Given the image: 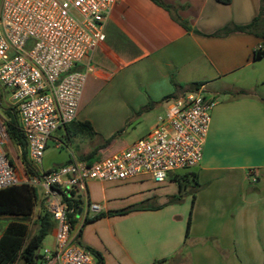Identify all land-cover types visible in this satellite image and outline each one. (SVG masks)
Instances as JSON below:
<instances>
[{
  "label": "crops",
  "instance_id": "0c3cea01",
  "mask_svg": "<svg viewBox=\"0 0 264 264\" xmlns=\"http://www.w3.org/2000/svg\"><path fill=\"white\" fill-rule=\"evenodd\" d=\"M261 9L262 0H123L113 7L85 88L123 79L130 96L145 93L165 113L168 98L199 84L216 104L194 169L201 186L194 202L189 195L170 203L179 192L174 174L163 183L142 176L88 184L74 234L104 264H264V57L254 58L264 44V15L250 31L236 29L254 24ZM80 113L76 122L89 121ZM79 134L74 124L53 134L46 152L69 151L57 167L79 159L71 151ZM51 235L50 247L55 229Z\"/></svg>",
  "mask_w": 264,
  "mask_h": 264
},
{
  "label": "built area",
  "instance_id": "2783aa9c",
  "mask_svg": "<svg viewBox=\"0 0 264 264\" xmlns=\"http://www.w3.org/2000/svg\"><path fill=\"white\" fill-rule=\"evenodd\" d=\"M123 0H3L0 11V84L19 114L30 176L10 161L9 136L0 119V190L23 184L40 188L38 199L55 221L53 246L37 264H96L77 243L64 196L87 197L92 181L126 182L148 176L156 183L199 166L215 100L201 88L166 101L164 116L148 135L96 162L72 159L45 171L48 143L77 120L92 58L105 39L113 7ZM263 48L260 45L258 49ZM94 211L99 205L88 204Z\"/></svg>",
  "mask_w": 264,
  "mask_h": 264
},
{
  "label": "trees",
  "instance_id": "16d2710c",
  "mask_svg": "<svg viewBox=\"0 0 264 264\" xmlns=\"http://www.w3.org/2000/svg\"><path fill=\"white\" fill-rule=\"evenodd\" d=\"M217 1L223 4H229L232 0ZM261 15H264V0H262L261 14L258 18H256L254 24L236 29L240 31H250V29L253 28L255 23L259 20ZM228 31L229 30H227L226 32ZM262 57H264V44L263 48L256 50L254 55V58L256 60ZM172 82L174 85H176L174 80H172ZM198 87L199 84L194 85V88L197 89ZM241 93L244 94L245 92ZM0 109L3 110L2 112H0V114L5 120L6 129L10 141L21 148V162L26 172L30 176L38 175V171L35 169L31 161L29 160L27 142L25 134L21 128L18 111L14 106L9 108L0 107ZM72 124L75 125L76 134L87 133L90 136L98 135L90 121H75ZM111 142L112 139L107 140L104 148L110 146ZM95 155L96 152H92L91 154L82 157L80 160L88 162L90 160L95 159ZM10 161L12 164L14 163L11 157ZM194 169L195 168L174 173V180L178 184L179 192L178 195L170 197V203H181L184 198L189 195H192L193 202L195 201V193L201 186L197 180V174L194 172ZM64 200L69 204V207L72 211L69 214V219L73 231H75V227L79 221V214L84 208L83 206L85 204V199L82 195L72 194L71 198L64 196ZM38 202L39 199L37 190L35 187L29 184L17 185L0 190V218L11 217L15 219L7 224L4 233L0 236V264H16L20 260H22L25 264L38 263L39 251L41 250L46 238L50 234H52L53 230L56 227L52 215L48 212V210L42 203V208L37 220V231L32 236H30L29 227L26 223V220L32 217ZM131 210L134 209H128L118 212H109L106 214L98 213L92 218H86L84 223H90L106 216L126 214ZM190 223L191 221H189L188 224V231L190 229ZM76 235L77 243L93 254V256L95 257L96 264H104L103 256L99 252L85 247L81 243V232L79 231Z\"/></svg>",
  "mask_w": 264,
  "mask_h": 264
},
{
  "label": "rangeland",
  "instance_id": "374dc122",
  "mask_svg": "<svg viewBox=\"0 0 264 264\" xmlns=\"http://www.w3.org/2000/svg\"><path fill=\"white\" fill-rule=\"evenodd\" d=\"M90 80L92 81V78ZM130 95L123 79H115L110 82L96 81L94 89L85 88V94L80 103L81 113L79 119H86L92 122L98 135L90 136L87 133H81L75 137L71 144V151L73 150L78 154L77 158L81 159L92 152H96V158L88 162L99 161L107 155L146 137L157 123L158 118L165 115L161 107L156 106L147 97V94L142 93L138 97ZM132 100L136 101L134 104H137V106H130L129 103ZM0 107H12L10 95L1 84ZM2 111L0 109V112ZM0 119L4 120L1 114ZM109 139H112L110 146L104 148ZM7 150L10 157L22 171L24 166L21 162V148L9 140ZM68 157L69 151H67L66 146L62 150L48 151L43 159V169L45 171L54 169L64 163ZM40 191L41 189L37 188L38 194H40ZM41 204L37 203L34 214L26 220L30 236L37 231V220L42 208ZM13 220L15 219L11 217L0 218V235L7 224ZM51 241L52 235L50 234L41 248L42 252L46 248H50ZM16 264L25 263L20 260Z\"/></svg>",
  "mask_w": 264,
  "mask_h": 264
}]
</instances>
